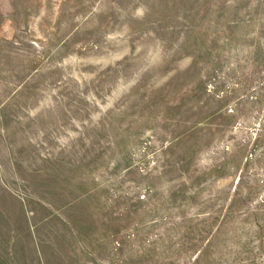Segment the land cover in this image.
<instances>
[{
  "label": "rangeland",
  "instance_id": "374dc122",
  "mask_svg": "<svg viewBox=\"0 0 264 264\" xmlns=\"http://www.w3.org/2000/svg\"><path fill=\"white\" fill-rule=\"evenodd\" d=\"M0 264H264V0H0Z\"/></svg>",
  "mask_w": 264,
  "mask_h": 264
}]
</instances>
